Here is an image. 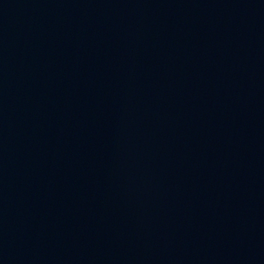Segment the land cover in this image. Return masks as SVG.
<instances>
[{
  "label": "water",
  "instance_id": "obj_1",
  "mask_svg": "<svg viewBox=\"0 0 264 264\" xmlns=\"http://www.w3.org/2000/svg\"><path fill=\"white\" fill-rule=\"evenodd\" d=\"M0 264H264V0H0Z\"/></svg>",
  "mask_w": 264,
  "mask_h": 264
}]
</instances>
